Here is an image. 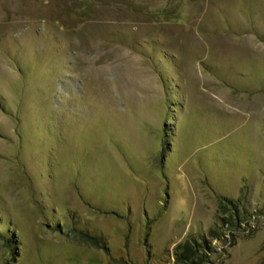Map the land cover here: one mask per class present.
Here are the masks:
<instances>
[{
    "label": "rangeland",
    "instance_id": "374dc122",
    "mask_svg": "<svg viewBox=\"0 0 264 264\" xmlns=\"http://www.w3.org/2000/svg\"><path fill=\"white\" fill-rule=\"evenodd\" d=\"M0 264H264V0H0Z\"/></svg>",
    "mask_w": 264,
    "mask_h": 264
}]
</instances>
